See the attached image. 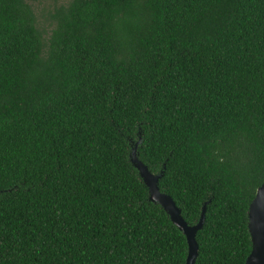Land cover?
<instances>
[{"label":"trees","instance_id":"trees-1","mask_svg":"<svg viewBox=\"0 0 264 264\" xmlns=\"http://www.w3.org/2000/svg\"><path fill=\"white\" fill-rule=\"evenodd\" d=\"M0 0V264H244L264 182V0ZM165 167V168H164Z\"/></svg>","mask_w":264,"mask_h":264},{"label":"water","instance_id":"water-1","mask_svg":"<svg viewBox=\"0 0 264 264\" xmlns=\"http://www.w3.org/2000/svg\"><path fill=\"white\" fill-rule=\"evenodd\" d=\"M140 141L134 144L130 152L129 161L137 170L139 177L148 190V200L159 205L169 216L172 224L183 234L187 243L185 264H195L198 255L196 234L203 227L207 203L202 207L199 220L195 225H188L181 216V210L174 200L160 191L159 181L163 170L158 174L150 172L148 167L138 159L137 147ZM165 168V167H164ZM247 229L251 239V251L244 264H264V182L257 189L249 204L247 212Z\"/></svg>","mask_w":264,"mask_h":264},{"label":"rangeland","instance_id":"rangeland-1","mask_svg":"<svg viewBox=\"0 0 264 264\" xmlns=\"http://www.w3.org/2000/svg\"><path fill=\"white\" fill-rule=\"evenodd\" d=\"M47 3H49V1L47 2V1L43 0V1L41 2V6H40V8L43 9V8L46 6Z\"/></svg>","mask_w":264,"mask_h":264}]
</instances>
